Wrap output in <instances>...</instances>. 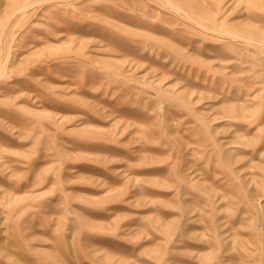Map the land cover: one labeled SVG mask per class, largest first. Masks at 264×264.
Wrapping results in <instances>:
<instances>
[{
	"label": "rangeland",
	"instance_id": "374dc122",
	"mask_svg": "<svg viewBox=\"0 0 264 264\" xmlns=\"http://www.w3.org/2000/svg\"><path fill=\"white\" fill-rule=\"evenodd\" d=\"M0 264H264V0H0Z\"/></svg>",
	"mask_w": 264,
	"mask_h": 264
}]
</instances>
